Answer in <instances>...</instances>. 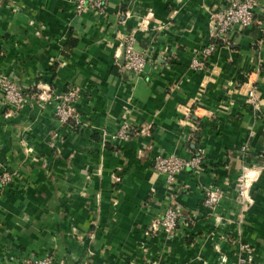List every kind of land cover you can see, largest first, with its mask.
<instances>
[{"label": "crops", "instance_id": "1", "mask_svg": "<svg viewBox=\"0 0 264 264\" xmlns=\"http://www.w3.org/2000/svg\"><path fill=\"white\" fill-rule=\"evenodd\" d=\"M225 1L106 0L97 11L0 0V74L26 94L36 83L34 93L78 91L67 121L32 102L6 117L0 100V169L18 176L0 188V264L42 255L52 264H234L237 240L264 264V25L254 20L203 56L211 5ZM127 33L149 56L138 73L119 62ZM192 57L204 66L189 67ZM196 146L201 172L181 169L167 189L191 218L189 236L186 227L140 245L165 203L152 156ZM211 182L221 190L212 212L202 203Z\"/></svg>", "mask_w": 264, "mask_h": 264}, {"label": "built area", "instance_id": "2", "mask_svg": "<svg viewBox=\"0 0 264 264\" xmlns=\"http://www.w3.org/2000/svg\"><path fill=\"white\" fill-rule=\"evenodd\" d=\"M74 8L76 10L83 9L86 6L92 7L93 9L100 11L102 10L106 0H74ZM264 5V1L259 0H227L218 5H211L210 8V32H209V41L200 48V52L203 56L209 55L211 51L215 49L217 45L228 46L234 31L241 30L245 27L251 25L254 20L258 24L264 25V17L254 19V11L258 5ZM133 35L127 33L123 37L122 46H123V65L129 71L138 73L141 71L144 63L148 59L147 51L143 49H136L133 45ZM188 66L193 69H200L204 66L202 59L192 57ZM4 75L0 74V80ZM8 81V80H7ZM13 84H7L9 91L5 94L7 97L12 93ZM15 93V92H13ZM244 93L247 95L251 103L256 102V95L253 87L247 86L244 90ZM78 97V91L76 87L69 86L65 90L57 93L52 96L54 100L53 113L56 114L57 119L64 121L67 118L74 116L75 112V100ZM125 123L119 127L120 134L124 133ZM154 165L157 168H160L162 171L166 172L168 181L171 182L173 179V174L176 170L188 168L193 171H201L204 165V150L201 146H196L193 148L191 153L188 156H178L175 154H159L154 155ZM1 181L9 180L10 176L7 172L1 173ZM117 178V177H116ZM238 186L240 188V193L242 191L244 182H245V173L242 172L238 177ZM215 200L213 195H209L205 199V203ZM181 207L178 205L168 206L163 212L161 217V224L168 227H173L178 218L181 220L184 219V216H181ZM240 249H243L244 254L237 261L251 260V247L247 245H239ZM30 264H52L53 257L51 255H42L36 256L29 259ZM62 261L59 259L58 264H61ZM238 264H241L238 263Z\"/></svg>", "mask_w": 264, "mask_h": 264}, {"label": "rangeland", "instance_id": "3", "mask_svg": "<svg viewBox=\"0 0 264 264\" xmlns=\"http://www.w3.org/2000/svg\"><path fill=\"white\" fill-rule=\"evenodd\" d=\"M3 75V74H1ZM8 80V81H7ZM7 84H13L11 85L12 87V93L7 97L5 94H7L9 91L8 90V86ZM37 83L33 85L32 88H27V90H30L31 92L29 94L23 93V90H21L20 85L13 79H8L6 76L2 77V79L0 80V91H1V104L5 105V113L4 115L7 116H11V115H16L18 114L19 110L22 109V107L25 106V104H27L28 102H32L35 103L37 106L44 108V107H49L52 109V114L53 117L57 119L56 114L53 113V105H54V100L52 98V96L56 95L57 93H52L50 91H47L46 93H34V91L37 90ZM15 92V93H13ZM76 101V100H75ZM76 118V109L74 112V116H71L69 118H67L64 121H67L69 119H75ZM120 133V131H118ZM161 154V153H159ZM163 154V153H162ZM165 154H170V153H165ZM174 154V153H172ZM156 155V154H154ZM154 155L152 156V161H151V169L158 174H161L163 176V184L166 190V195L164 196V205L161 207V209L158 211V213H152L148 220L147 223L145 224V226L142 229V235H143V241L142 243L140 242V245H144V243L147 242V240H149L151 238V236L154 235H162L165 239L170 238L171 236L177 234V233H182V229L187 227L186 230V235H188V226H189V222H190V216L189 215H185L183 213L181 204H179L178 202H176L173 198V194L172 191H170V193L168 192V187H170L171 189L173 188V184H175V175L178 171L180 170H176L173 174V179L170 181H168L166 172L162 171L160 168H157L154 165ZM176 155V154H175ZM179 156V155H178ZM7 172L10 176L9 180H4L1 181L0 180V188L6 184H8L9 182H12L14 180V177H18L16 175L17 171L14 170H9L3 167V169H0V178H1V173L2 172ZM195 174H199L201 171H193ZM117 177V178H116ZM112 178L114 179V181H118L119 180V176L116 174H112ZM239 182V181H238ZM176 187V186H175ZM209 195H213L215 197V200L210 201L209 203H205V199L207 196ZM221 195V190L214 185V183L211 182L210 185L205 186V195L202 199V203L205 207H207L211 212L213 210H215V205L218 202L219 198ZM174 206V205H178L181 207V216H184V219L181 220L180 218H178L176 224L173 227H168L161 224V217L163 216V212L165 210V208H167L168 206ZM212 225L213 227L216 226V220L212 221ZM209 233H212V231H209ZM184 234V235H185ZM232 240V239H231ZM236 241V240H235ZM247 245L248 247H250V245H248L247 243L241 241V240H237L234 244V247L237 249L236 253V260L234 261V264H238L242 261H237L240 257V255L242 256L244 254V250L239 248V245ZM31 262L29 261L26 264H30ZM10 264H14L13 262ZM62 264V263H61ZM243 264H253L252 260H244Z\"/></svg>", "mask_w": 264, "mask_h": 264}, {"label": "water", "instance_id": "4", "mask_svg": "<svg viewBox=\"0 0 264 264\" xmlns=\"http://www.w3.org/2000/svg\"><path fill=\"white\" fill-rule=\"evenodd\" d=\"M119 62L123 63V46L121 47V52H120V55H119Z\"/></svg>", "mask_w": 264, "mask_h": 264}]
</instances>
